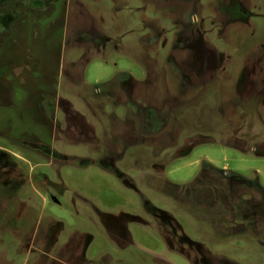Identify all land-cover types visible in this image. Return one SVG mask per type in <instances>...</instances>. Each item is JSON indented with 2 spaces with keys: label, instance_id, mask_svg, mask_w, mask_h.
<instances>
[{
  "label": "rangeland",
  "instance_id": "1",
  "mask_svg": "<svg viewBox=\"0 0 264 264\" xmlns=\"http://www.w3.org/2000/svg\"><path fill=\"white\" fill-rule=\"evenodd\" d=\"M0 264H264V0H0Z\"/></svg>",
  "mask_w": 264,
  "mask_h": 264
}]
</instances>
